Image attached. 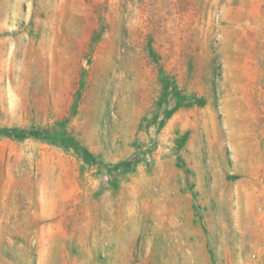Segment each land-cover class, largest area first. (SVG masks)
Wrapping results in <instances>:
<instances>
[{
  "label": "rangeland",
  "instance_id": "374dc122",
  "mask_svg": "<svg viewBox=\"0 0 264 264\" xmlns=\"http://www.w3.org/2000/svg\"><path fill=\"white\" fill-rule=\"evenodd\" d=\"M6 1L0 128L74 145L0 135V216L54 225L0 264H264V0Z\"/></svg>",
  "mask_w": 264,
  "mask_h": 264
},
{
  "label": "crops",
  "instance_id": "0c3cea01",
  "mask_svg": "<svg viewBox=\"0 0 264 264\" xmlns=\"http://www.w3.org/2000/svg\"><path fill=\"white\" fill-rule=\"evenodd\" d=\"M1 8H7L8 2L6 0H1L0 2ZM0 8V9H1ZM2 12V11H1ZM0 12V13H1ZM2 25L4 26L3 23L0 22V29L2 28ZM174 188H173V193L172 195L166 192H162L160 196L162 197L163 200L165 198H169L172 196V200H186L190 196V193L185 192L186 188V183H174ZM239 186V191L241 193L245 192L247 195H251L255 197V204L253 206V213L252 214H247L245 217V221L248 224V229H251L252 223L258 222L262 219V215L259 212V206L260 204V197L259 195H255V192H252L248 189H241L240 184L234 185L233 188V194L235 198L238 199L240 198H246L245 194H240L237 191V187ZM214 185H208V183L205 182H199L196 183L193 187V193L198 195L199 200L204 201L206 199V196L209 194V196L212 194L211 192L207 193V190H212L213 191ZM216 194V193H215ZM159 195V194H158ZM160 197V198H161ZM219 198H222L221 195ZM40 205L46 206L47 203L45 200L41 199ZM237 205V204H236ZM180 212L175 211V209L172 211V219L175 220V214ZM164 213V212H162ZM29 217L27 216H0V239H7L8 242L11 243L10 239H13L15 237H47L50 236L53 229V221L49 217V219L46 218V215L44 216H39L37 217L34 216L33 219H28ZM57 227V226H56ZM5 245V243H4ZM245 262V261H244Z\"/></svg>",
  "mask_w": 264,
  "mask_h": 264
},
{
  "label": "trees",
  "instance_id": "16d2710c",
  "mask_svg": "<svg viewBox=\"0 0 264 264\" xmlns=\"http://www.w3.org/2000/svg\"><path fill=\"white\" fill-rule=\"evenodd\" d=\"M0 135L11 137L16 141H21L27 138H32L35 140L46 141L51 144H65L69 143L73 146L72 141H65L61 135L50 134L44 130L39 129H23V128H0Z\"/></svg>",
  "mask_w": 264,
  "mask_h": 264
},
{
  "label": "bare ground",
  "instance_id": "6f19581e",
  "mask_svg": "<svg viewBox=\"0 0 264 264\" xmlns=\"http://www.w3.org/2000/svg\"><path fill=\"white\" fill-rule=\"evenodd\" d=\"M225 15H226V14H225ZM235 153H238V152L235 151ZM235 159H236V157H235Z\"/></svg>",
  "mask_w": 264,
  "mask_h": 264
}]
</instances>
